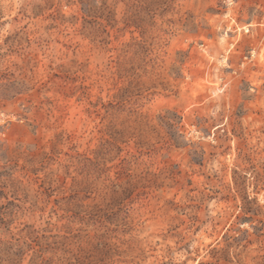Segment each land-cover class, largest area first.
I'll list each match as a JSON object with an SVG mask.
<instances>
[{"label": "clouds", "instance_id": "1", "mask_svg": "<svg viewBox=\"0 0 264 264\" xmlns=\"http://www.w3.org/2000/svg\"><path fill=\"white\" fill-rule=\"evenodd\" d=\"M0 264H264V0H0Z\"/></svg>", "mask_w": 264, "mask_h": 264}]
</instances>
